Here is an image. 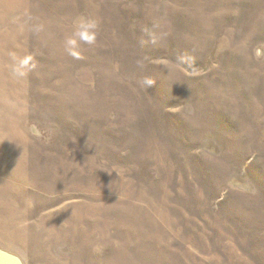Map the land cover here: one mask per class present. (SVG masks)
<instances>
[{
    "label": "rangeland",
    "instance_id": "374dc122",
    "mask_svg": "<svg viewBox=\"0 0 264 264\" xmlns=\"http://www.w3.org/2000/svg\"><path fill=\"white\" fill-rule=\"evenodd\" d=\"M15 6L0 8V249L264 264V0Z\"/></svg>",
    "mask_w": 264,
    "mask_h": 264
},
{
    "label": "water",
    "instance_id": "95a60500",
    "mask_svg": "<svg viewBox=\"0 0 264 264\" xmlns=\"http://www.w3.org/2000/svg\"><path fill=\"white\" fill-rule=\"evenodd\" d=\"M0 264H23V263L18 257L0 249Z\"/></svg>",
    "mask_w": 264,
    "mask_h": 264
},
{
    "label": "bare ground",
    "instance_id": "6f19581e",
    "mask_svg": "<svg viewBox=\"0 0 264 264\" xmlns=\"http://www.w3.org/2000/svg\"><path fill=\"white\" fill-rule=\"evenodd\" d=\"M20 1L21 0H0V8L3 9L2 14L5 15L9 11H17L16 6H15V3L18 4V3H20ZM2 18H3V16H2ZM52 39H54V38H52Z\"/></svg>",
    "mask_w": 264,
    "mask_h": 264
}]
</instances>
